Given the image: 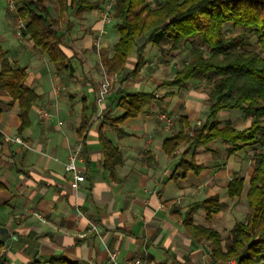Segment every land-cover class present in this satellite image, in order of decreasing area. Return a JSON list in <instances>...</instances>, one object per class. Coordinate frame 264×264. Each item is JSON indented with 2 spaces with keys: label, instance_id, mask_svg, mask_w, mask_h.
I'll list each match as a JSON object with an SVG mask.
<instances>
[{
  "label": "crops",
  "instance_id": "0c3cea01",
  "mask_svg": "<svg viewBox=\"0 0 264 264\" xmlns=\"http://www.w3.org/2000/svg\"><path fill=\"white\" fill-rule=\"evenodd\" d=\"M92 1H97L98 6L81 13L70 11L59 26L64 33L63 48L73 67L70 74L67 69L58 70L21 33L16 3L0 0V48L11 63L26 69V85L39 95L31 108L30 125L19 133V104L0 89V183L5 186L0 190V240L5 243V264H35L53 257H65L78 264H121L135 257L147 264H227L214 256L210 241L196 239L187 231L183 214L191 203L218 194L223 206L213 220H206L204 209L194 212L193 220L220 231L224 243L230 241L233 225L245 220L248 212L245 192L252 168L246 175L243 169L249 164L250 146L230 157L221 140L200 147L195 158L205 169L200 174L189 172L182 176L178 164L186 146L170 157L163 149V141L178 131L182 115H187L192 125L196 121L203 123L210 96L201 84L204 78L190 79L182 89L156 90L182 66L161 80L154 78L155 70L145 74L148 57L160 55L163 50L152 44L145 49L144 63L137 75L132 74L137 63L135 53L124 70L115 74L116 81L102 110L104 115L110 112L112 118L124 114L117 105L119 88L124 93L155 90V100L138 117L120 125L126 135L110 125L102 126L103 119H96L102 80L93 61L95 49H106L112 32L110 22L103 23L100 18L105 0ZM154 1L148 0L152 5ZM53 4L52 14L57 15ZM100 31L106 32L103 43L95 37ZM117 40L108 48V54L100 56H112ZM169 55L176 57L162 55V60L174 62L178 57L177 51ZM77 61L83 64L86 75L75 76ZM131 77L134 80L129 84ZM147 82L153 85L151 90H146ZM84 98L90 111L85 141L78 133ZM39 105L53 113L48 123L40 122L36 112ZM232 110L235 109L221 110L219 119L230 120L239 129L251 124V115ZM100 129L123 154L122 163L113 171L104 166ZM16 137L22 141H16ZM78 143H82V157L77 164L85 179L73 189L72 173L65 164L70 149ZM235 177L245 178L240 200L228 196V182Z\"/></svg>",
  "mask_w": 264,
  "mask_h": 264
},
{
  "label": "trees",
  "instance_id": "16d2710c",
  "mask_svg": "<svg viewBox=\"0 0 264 264\" xmlns=\"http://www.w3.org/2000/svg\"><path fill=\"white\" fill-rule=\"evenodd\" d=\"M16 3V16L24 21L21 33L34 43V49L45 53L58 70L73 71L72 63L63 48L64 33L60 23L70 11L81 13L98 6L92 0H11ZM55 3L57 15L51 4ZM114 28L119 37L114 44V54L100 56L106 73L114 75L126 67L133 53L137 63L132 74L137 75L145 59V49L152 44L167 52H188L190 59L171 79L161 82L160 87L182 89L190 79L207 78L212 81L209 92L207 118L198 126L192 125L187 115L178 119V131L163 141L165 153L173 157L185 147L178 168L182 176L189 172L200 174L205 165L195 158V151L221 140L227 155L233 156L250 145L262 143L255 155L249 186L245 192V178L235 177L228 182L230 198L241 199L245 192L248 212L245 220H237L231 229L230 241L224 243L221 232L212 226L196 224L193 214L204 209L208 222L222 210L218 194L191 203L183 214L187 231L196 239L211 242L214 256L226 263L235 259L237 264H263L264 261V0H116ZM231 23L242 28L235 35H227L224 26ZM69 29L71 25L69 23ZM250 36L256 38L259 50L248 49ZM205 47H208L207 51ZM25 68L11 63L0 48V89L6 91L19 104V133L30 125V112L38 100L36 91L26 85ZM117 105L124 114L112 118L104 115L103 125H110L121 135H126L120 125L129 118L138 117L143 109L152 104L156 91L124 93L119 88ZM166 93L165 95H170ZM223 109H239L252 116V122L243 129L236 128L230 120H220ZM89 106L83 100L82 119L78 133L83 141L89 130ZM101 126V127H102ZM104 154V166L113 171L122 163L123 154L107 136L99 133ZM193 151L192 155L188 154ZM5 186L0 183V190ZM5 243L0 240V264H5ZM35 264H78L65 257H53Z\"/></svg>",
  "mask_w": 264,
  "mask_h": 264
},
{
  "label": "rangeland",
  "instance_id": "374dc122",
  "mask_svg": "<svg viewBox=\"0 0 264 264\" xmlns=\"http://www.w3.org/2000/svg\"><path fill=\"white\" fill-rule=\"evenodd\" d=\"M109 0H105L104 1V4H106V2H108ZM155 2H157V0H155L153 2V5L155 4ZM51 7H52V13H54V4H51ZM112 16V19L110 21V32L111 33V40L108 43V46H106V49H104L103 51L101 50L102 48H99L97 47V49H95V59L93 61V68H95L97 74L100 75L101 77V80H103V78L105 77L106 75V72H105V68L100 64V54L102 53H105V54H108V48H111V45L117 40L116 37H117V34H116V30H114L113 28V25L116 23L117 19ZM19 19L17 18V21ZM64 30H66V27L63 25ZM242 28L240 27H234L231 23H228L224 26V31L227 35H235L237 33H239L241 31ZM106 34V32H99V34H97L95 37H97V39H99L102 43L104 41V35ZM114 35H115V38H114ZM116 39V40H115ZM74 41V40H73ZM247 48L248 49H256V50H259L257 44H256V38L254 36H250V38L248 39V42H247ZM75 44H78V43H75ZM205 49L208 51L209 48L208 47H205ZM160 52V51H159ZM162 55L163 56H167L168 58L171 57V55L168 54L167 52V46H165L163 48V50L161 51V54L160 55H155V56H149L148 57V69L147 71H145L146 73L145 74H152L153 70H155L154 72L156 73L154 78H156V80H161L163 78H166L168 76H171V74H174L175 70L181 66H183L189 59H190V55L188 52H184V53H180L178 54L177 56V59L174 61V62H171L170 60H162ZM175 56V55H174ZM174 56H172L173 58H175ZM153 57H156V58H153ZM171 57V58H172ZM153 58V59H152ZM132 63V62H131ZM153 72V73H154ZM75 73V76H78V75H81V73H83V75L86 73H88L87 71H84V66L82 64V66L79 65V62L77 61L76 62V71L74 72ZM132 80H134L133 77H131L128 81V83L130 84L132 82ZM201 84H204V89L206 92H210L211 90V85H212V81L210 79H207V78H204V80H202ZM147 88L146 90H151L153 87V85L150 83V82H147ZM234 112H241V110L239 109H235V110H232ZM242 113V112H241ZM263 145L262 143H258V144H255V145H250V149H249V164L247 165V167L245 169H243V173L246 175L248 174L250 171H251V168L253 166V162L252 160L255 158V155L262 149ZM248 163V162H247Z\"/></svg>",
  "mask_w": 264,
  "mask_h": 264
},
{
  "label": "built area",
  "instance_id": "2783aa9c",
  "mask_svg": "<svg viewBox=\"0 0 264 264\" xmlns=\"http://www.w3.org/2000/svg\"><path fill=\"white\" fill-rule=\"evenodd\" d=\"M115 2L116 0H109L108 2H106V4H104V7L100 13V18L103 23H109L111 21L112 16L114 15ZM17 26L19 29L23 28L24 22L21 19H19L17 21ZM114 81H116V75L115 74L110 75L106 73L105 77L103 78L101 82L100 90H99L98 97H97V103H98V106L100 107V111L96 115V119L104 118L102 105L106 99L107 94L112 89ZM36 112H37L38 118L41 123H48L53 118V113L44 105L37 106ZM201 123H202L201 121H196L195 126H198ZM15 140L19 142L22 141L19 137H16ZM81 151H82V143H78L75 146H73L70 149L69 158L65 164V169L72 173L71 187L73 189H77L80 183L85 179V174L79 170V167L77 164L78 160H80L82 157ZM115 256H116L115 252H112L113 261H115ZM121 264H147V263L141 257H135L132 259H128ZM227 264H237V261L235 259H232Z\"/></svg>",
  "mask_w": 264,
  "mask_h": 264
}]
</instances>
